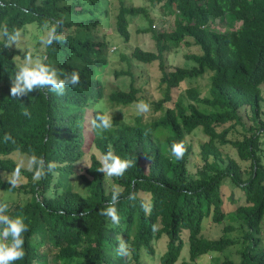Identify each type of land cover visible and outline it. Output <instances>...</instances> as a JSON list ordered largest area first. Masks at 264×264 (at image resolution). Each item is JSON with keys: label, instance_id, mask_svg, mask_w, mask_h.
I'll list each match as a JSON object with an SVG mask.
<instances>
[{"label": "trees", "instance_id": "1", "mask_svg": "<svg viewBox=\"0 0 264 264\" xmlns=\"http://www.w3.org/2000/svg\"><path fill=\"white\" fill-rule=\"evenodd\" d=\"M103 4V0H0V27L7 25L10 31L27 23L44 31L53 20H63L58 32L64 40L43 46L39 55L59 69L79 74V83L67 87L64 95L33 90L14 99L11 77L25 51L4 48L0 41V173H10L18 163L10 156L12 151L26 157L34 151L57 164L39 182L22 170L15 189L0 176V193L26 196L9 203V214L22 215L29 226L24 234L25 257L15 264H48L41 247L50 252L53 264H141L140 254H152L154 241L163 236L165 249L158 255L159 264L173 263L184 241L193 264L204 253H210L214 264H264V146L260 139L264 134V0H144L137 5L118 0L114 32L127 40L130 17L139 14L146 25L138 30L153 39L155 49L135 45L129 57L123 52L118 56L126 61L131 57L146 63L156 60L160 97L150 104L159 113L145 120L135 115L127 121L114 114L111 130L100 132L86 120V110L91 108V119L100 114L92 104L103 96L96 73L107 62L101 56L107 41L90 34L100 22L99 15L106 12ZM155 6L170 17L167 29L153 24L156 13L152 15L151 7ZM179 44L197 45L200 52L186 54L192 60L189 65L166 67L162 52ZM118 73L132 75L128 69L114 70ZM202 76L207 81L206 95L200 94L196 80ZM172 88H177L173 100ZM137 90L130 78L126 89L110 90L105 98L111 105H126L136 99ZM166 101L171 102L163 104ZM25 108L31 118L22 115ZM195 129L205 136L197 142L196 151L186 138ZM231 129L239 135L228 137ZM5 133L15 144L4 143ZM178 141L187 149L181 160L170 155ZM225 143L234 148L239 160H248L247 167L222 149ZM91 146L100 154L111 148L122 157L136 159V164L122 178H110L107 183L97 171L99 158L89 153V162L78 175L82 191L73 189L69 178L75 162ZM194 151L200 163L191 172L188 161ZM225 179L234 186L228 195L234 205L231 212L222 207L220 186ZM113 183L124 189L117 205L118 225L100 215L111 199ZM133 191L136 199L127 200ZM142 203L150 205V214L143 211ZM207 217L231 222L222 226L219 236L205 237L201 225ZM234 229L239 231L236 237L224 233ZM121 238L130 247L127 257L116 254ZM232 243L239 244L236 260L223 254Z\"/></svg>", "mask_w": 264, "mask_h": 264}, {"label": "rangeland", "instance_id": "2", "mask_svg": "<svg viewBox=\"0 0 264 264\" xmlns=\"http://www.w3.org/2000/svg\"><path fill=\"white\" fill-rule=\"evenodd\" d=\"M124 4L126 5H137L144 2V0H122ZM103 7L106 8V12L103 14H100V22H98L95 26V30L90 31V34L96 38L97 40L104 39L107 41V44L104 46L102 45V53L101 56L105 57L107 59V62L104 66L98 67V71L96 73V76L99 78L101 84H102V91L103 96L98 101H96L95 104H92V107H99L100 105H103L108 110L112 111V115H118L120 119H124V121L132 120V117L137 115L136 105L138 102L143 101L150 105V111L140 115L142 120H145L147 118H150L152 115H156L159 113V110H155L152 108V104H150V101H154L157 98L160 97V91L158 89V78H159V68L156 60L146 63V62H138L132 57L126 61L125 59H120L118 56V52H123L129 57L130 51L132 50V47L137 45L144 49H155V45L153 42V39L149 36L148 33H144L141 30H138L146 25V20L142 15L136 14L131 15L130 20L128 22V30H129V37L127 40H124L122 37L118 36L116 32H114V14L117 9L118 0H103ZM102 6V5H101ZM152 15L153 11L156 13V19H153L154 25H163L162 27L168 28L170 25V17H167L166 15H163L160 12V9L155 6L151 7ZM223 22V21H222ZM234 25H236L238 22L232 21ZM24 28L21 29L22 31V38L21 41L15 46L20 52L24 51L26 49H34L36 54H40L41 50L43 49V45L40 43L41 37L45 36L47 34L48 29H41L40 27H37L35 23H27L25 24ZM220 28H222L221 25ZM39 41V43H36ZM198 53L200 52L199 47L194 44H179L176 47H172L170 50H164L162 52V58L164 60V63L166 67L171 66H186L192 63V60L186 56L188 53ZM23 61V58L20 59ZM120 69H128L131 72V76L127 73H118L117 75L114 74V70L119 71ZM132 78V83L135 87H138L139 90L135 92L136 99L129 104L126 105H111L106 100V94L109 93L110 90L116 89V88H123L126 89L129 85V80ZM197 82L200 84L198 86L200 90V94L206 95L208 93L207 91V81L204 76L197 78ZM186 79L183 82L185 85ZM183 83L180 84V91L182 92ZM177 88H172L171 94H172V100L175 98L174 94L176 93ZM261 95L264 96V85H261ZM171 101H166L163 104L170 103ZM264 107V106H263ZM90 110L91 108L87 106L86 110V120L90 121ZM86 124L88 125V122ZM238 128L239 126L236 125ZM228 137H233L235 135H239L238 131L231 129L227 133ZM187 140H189L193 148L197 149V142L200 140H203L205 136L200 132L199 129L193 130L191 133L186 135ZM261 141H263L262 145L264 146V134L260 136ZM222 149L226 151L230 156L234 157L239 165L241 167H247L248 166V160H239L236 156V152L234 148L229 145L228 143L221 145ZM193 152V154L190 155L189 161H188V169L191 172H194L195 167L197 164L200 163V159L198 157V154L196 152ZM94 153L99 159L101 154L93 147H89L88 151L84 153L76 162L74 165V171L70 175V181L72 182L73 189L82 191V186L80 185L81 179L78 177L80 173L83 172L84 167L88 164L89 158L88 154ZM10 156L17 160L21 158H27L24 154H21L17 151L10 152ZM264 160V157H263ZM245 175V173H244ZM243 175V176H244ZM105 179L107 183L110 182V178L105 176ZM234 186L227 180H223L222 184L220 186L221 194H222V207L224 211L231 212L233 210V201L230 200V197L228 196L230 193V190L233 189ZM3 191V190H2ZM235 191H238L235 189ZM1 196H4L7 200L8 204L12 203L16 199H24L26 196H23L22 194L17 195L15 192L11 193H5L1 192ZM145 198L147 197V194H142ZM231 222L228 218H224L220 222H213L210 220L209 217L206 218L202 222L201 225V233L205 237H217L221 234V228L225 223ZM261 239L262 244L264 245V218L261 222ZM186 233L185 230L182 231V236H184ZM229 237H236L239 231L237 229L229 230L224 232ZM165 240L166 238L160 237L159 239L155 240L154 245V252L152 254L149 253H141L140 254V262L141 264H159L158 262V255L161 254V252L165 249ZM239 244L238 243H232L224 248L223 254L230 257L233 260H236L238 258V249ZM46 247H41L40 251L45 252L46 260L48 264H53V257L50 254V252L45 249ZM187 244L186 241H184V244L177 256V258L174 260L171 264H193L192 261H190L187 257ZM221 256V254H220ZM195 264H214V261L212 257L210 256V253H204L201 254L198 258Z\"/></svg>", "mask_w": 264, "mask_h": 264}, {"label": "clouds", "instance_id": "3", "mask_svg": "<svg viewBox=\"0 0 264 264\" xmlns=\"http://www.w3.org/2000/svg\"><path fill=\"white\" fill-rule=\"evenodd\" d=\"M63 24V20H53L45 36L41 37L40 43L45 47H50L54 43L62 42L63 35L58 29ZM22 31L20 28H13L11 31L4 25L0 27V41H3V47L11 49L21 41ZM22 63L19 65L11 77L10 96L14 99H20L28 95L33 90L39 92L45 91L64 95L67 87H75L79 83V74L77 71L67 72L59 69L54 63L49 62L46 56L36 54L34 49H26ZM137 115H143L150 111V105L140 101L136 105ZM100 114L95 115L90 120L93 129L105 132L111 130L113 126L112 111L100 105L98 108ZM22 115L31 118V112L25 108ZM3 141L5 144L15 140L9 133H5ZM186 145L183 141L174 142L171 146L170 155L176 160H181L186 152ZM136 164V159L128 156H120L109 148L102 153L99 159L97 171L103 173L108 178H122L128 169ZM57 168L55 161H49L42 155H37L34 151L21 158L15 168L10 173H0L10 189L20 186L22 170L33 174V180L39 182L52 173ZM111 199L100 210V215L108 218L112 224L118 225L120 217L117 205L119 204L124 189L113 183L110 185ZM129 201L136 199V193L133 191L126 197ZM143 211L150 214L151 207L148 203H142ZM80 215H84L81 213ZM76 213H74V218ZM29 226L22 215L11 216L9 214V204L6 199H0V264H15L16 261L23 260L25 257L24 234L28 232ZM116 254L120 257H127L130 254V247L127 242L121 238L118 243Z\"/></svg>", "mask_w": 264, "mask_h": 264}]
</instances>
